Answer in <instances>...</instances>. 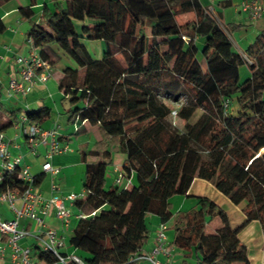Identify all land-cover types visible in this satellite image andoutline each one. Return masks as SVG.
<instances>
[{
    "label": "trees",
    "instance_id": "trees-1",
    "mask_svg": "<svg viewBox=\"0 0 264 264\" xmlns=\"http://www.w3.org/2000/svg\"><path fill=\"white\" fill-rule=\"evenodd\" d=\"M53 1L54 10L41 16L44 26L31 22V46L53 65L45 46L55 43L73 61L58 81L68 121L76 123L74 135L84 121L100 134L80 156L85 195L74 204L83 214L68 239L74 254L83 264H137L148 239L146 216L154 215L162 224L172 221L170 245L192 255L194 264H251L237 234L251 220L264 231V28L240 52L225 31L240 24L224 29L199 0ZM19 11L27 18L33 13L30 5ZM188 12L192 18L178 23ZM82 38L104 42L99 58ZM243 64L249 74L240 79ZM181 95L188 105L181 113L183 134L165 120L168 109L158 98L176 102ZM233 99L234 112L228 111ZM18 112L0 121L1 132L14 125ZM25 116L40 124L50 112L42 107ZM117 152L125 156L122 175L106 185ZM87 155L99 160L89 162ZM195 177L238 206L246 220L233 228L212 199L187 196ZM40 180L34 177V185ZM6 186L25 188L17 170L3 174L0 190ZM176 195L193 202L173 212ZM32 251L44 264L55 259L38 244ZM186 258L178 264H190Z\"/></svg>",
    "mask_w": 264,
    "mask_h": 264
},
{
    "label": "crops",
    "instance_id": "crops-1",
    "mask_svg": "<svg viewBox=\"0 0 264 264\" xmlns=\"http://www.w3.org/2000/svg\"><path fill=\"white\" fill-rule=\"evenodd\" d=\"M207 11H210L213 16H218L219 20L223 24H240L238 29H234L228 32L231 42L236 50L242 52L246 46L253 40L255 35L264 28V15L256 20H250L247 14L241 9V3L243 0H199ZM30 5L33 10L31 17L27 18L21 15L20 8ZM53 0H34V4H30V0H9L0 6L1 21L5 27L3 32H0V121H4L8 118V113L12 110H19L17 118L15 119L14 125L3 130L4 138L8 142V151L10 155L20 156L19 167H27L29 172L34 176H41V180L35 185L37 193L47 197L51 194V186H55V191L60 195L65 196L70 192H82L83 189V177H84V163L81 161L82 152H87L93 148L94 143L100 138V134L97 130L96 125H92L87 121L80 124L82 132L76 136H84L85 134L90 135L85 139L77 137L70 143L71 136L73 135L76 123L68 121V115L66 113L68 109L67 98H63L62 91L59 90L58 81L62 76V70L65 66H74L73 61L64 54V52L58 48L55 43H50L45 46L50 58L53 60V73L55 75V82L57 85L51 84L50 78L44 83H36L24 94L12 93L7 89V81L10 77L15 76L19 79L17 73V64L15 59L18 55L26 56L31 50V43L29 42V30L31 22L44 26L42 19L43 13H51L54 10ZM180 16H191L193 13L188 12ZM178 18V17H177ZM187 19V20H188ZM186 21V20H184ZM180 21L178 23L184 22ZM234 35V37H232ZM88 40L82 38L81 42ZM102 46V45H101ZM37 50V49H36ZM102 54V53H101ZM99 58V57H98ZM246 72V71H245ZM248 73L245 75L247 76ZM53 75V74H52ZM55 89L58 91L55 92ZM45 107L49 109V119L40 123L44 128L58 125V131L60 134L59 144H67L69 152L75 151L76 155L73 160H70L72 169L67 174L59 175L60 162L56 160L58 155L67 154L68 151L53 154L50 158V163L53 167L57 168L56 173L44 172L41 169L42 163L45 161L46 150L42 146H38L35 152L29 151L25 136L21 130L19 123V117L25 115L27 111H37L40 108ZM98 133L96 135L95 133ZM92 133V134H91ZM69 136V139L66 137ZM99 137V138H98ZM72 147V148H70ZM124 154L117 152L113 155V163L107 168L106 185L114 184V177L118 172L122 171V164L124 162ZM86 160L98 161L99 157L87 155ZM0 159V173L2 172ZM66 165V164H65ZM70 168V167H69ZM55 178V179H54ZM187 196H206L216 202L219 206L226 210L229 217L230 224L233 228H236L242 224L246 217L241 212L238 206H235L226 196L219 192L209 182L204 179L195 177L191 182L187 191ZM186 195L173 196L171 200V210L173 201L176 200L175 208L179 210L187 209L193 202L192 197ZM64 205L69 207L71 215L66 224L61 223L55 216L54 211L49 209L45 214L38 213L42 219L40 227L37 223L30 218H20L19 227H24L29 230V234L23 238L20 243L27 245L31 248V255L36 264H44L39 260L34 251L33 247L37 244V231L44 230L48 227L54 228L57 235L62 236L64 244L59 248L60 252L65 254L75 253L68 243V239L72 233L73 227L78 219V211L74 204H71L67 199H64ZM16 206L20 205V200H15ZM229 210V211H228ZM173 211V210H172ZM174 212V211H173ZM229 212L233 214L231 218ZM0 215L3 219H11L14 217L11 210L8 208L5 202L0 203ZM148 219V239L141 249V253L148 252L151 250L154 244V234L158 226L161 224L158 217L154 215H147ZM211 223H217V220ZM210 223V224H211ZM209 224V226H210ZM167 229L166 244L170 250V255L166 257L164 254H159L158 259L165 261L169 259L170 264H178L181 260L186 257L183 255V251L171 246L170 243L174 237V232L171 228L172 221L169 220L164 224ZM238 238L246 245L247 257L251 264H264V231H262L260 224L257 220H251L238 232ZM190 264H194L193 256L186 258ZM0 264H16L10 260L9 247H5V255L3 259H0ZM137 264H149L145 260H140Z\"/></svg>",
    "mask_w": 264,
    "mask_h": 264
},
{
    "label": "built area",
    "instance_id": "built-area-1",
    "mask_svg": "<svg viewBox=\"0 0 264 264\" xmlns=\"http://www.w3.org/2000/svg\"><path fill=\"white\" fill-rule=\"evenodd\" d=\"M241 9L249 19L256 20L264 15V0H243ZM29 42L31 43L30 39ZM243 57L247 59L244 54ZM15 62L19 79L12 76L7 81V89L12 93L24 95L34 84L46 82L53 74V65L43 60L33 47H31L28 55H18ZM224 105H227L226 101ZM19 123L29 151L35 152L38 146H42L46 150L45 161L41 165L42 171L56 173L57 168L53 167L49 161L51 156L69 150L67 144H59L58 125L44 128L39 124L28 122L25 115L19 117ZM8 145L3 132L0 131V159L2 161L0 182L3 174L17 170V174L24 182L25 188L20 190L6 186L0 190V203L5 202L14 215L11 219H3L0 215V259L4 258L5 247L7 246L12 262L16 264H36L31 255V248L20 243L30 232L27 228L19 227V219L30 218L40 227L43 221L38 213L45 214L51 209L54 211L56 218L61 223L66 224L71 215V210L64 205V199H67L71 204H75L77 200L84 197L85 192H70L62 196L55 191V186L52 185L49 196L45 197L37 193L34 176L27 167H19L20 156L10 155ZM121 175L122 172L117 173L113 179L115 183H119ZM16 199L20 200L19 206L15 204ZM82 215L78 212V217ZM165 229L166 226L162 223L158 226L154 234L153 247L150 251L141 253L138 256L139 259L145 260L149 264H170L168 258L165 261L158 259L159 254H164L166 257L170 255V250L166 244ZM36 237L37 244L42 250L54 254L55 259L52 264H69L71 260L83 264L82 260L74 253L65 254L59 251V248L64 244V239L62 236L57 235L54 228L39 229Z\"/></svg>",
    "mask_w": 264,
    "mask_h": 264
},
{
    "label": "rangeland",
    "instance_id": "rangeland-1",
    "mask_svg": "<svg viewBox=\"0 0 264 264\" xmlns=\"http://www.w3.org/2000/svg\"><path fill=\"white\" fill-rule=\"evenodd\" d=\"M210 12V11H208ZM211 13V12H210ZM212 14V13H211ZM189 17L191 16H179L177 18V21L180 22V21H184V20H187ZM217 22L225 29V24H223L220 20H219V17L218 16H215ZM225 31L227 32V30L225 29ZM228 34V32H227ZM232 37H234V35H232ZM83 44L85 46V48L87 49V51L91 54L92 57L94 58H98L101 56V53H102V50H103V47H104V42H101V41H97V40H84L83 41ZM102 45V46H101ZM118 59L121 60V57L120 55H117ZM246 63L249 65L250 64V60L246 59ZM246 71V72H245ZM249 71V67L246 65V64H243L239 67V76H240V79H243L244 77H246L245 75L248 73ZM57 74V72L54 71L53 75L50 77V80H51V84H54L53 87H55L57 85V83L54 81L55 79V75ZM56 88V87H55ZM58 90L55 89V92H57ZM184 96V95H181V97ZM180 97V98H181ZM179 98V99H180ZM67 102H68V99H66ZM233 103L231 104V106L229 107L228 111H235L236 108H237V105H236V101L235 99H233ZM75 129V128H73ZM88 135H84L83 137L82 136H76V135H72L71 136V141L70 143H72L74 140L76 142V140H78L79 137H81L82 139H85L86 137H88L90 134L87 133ZM92 134V133H91ZM96 135H98L97 131L95 133ZM99 136V135H98ZM78 137V138H77ZM99 138V137H98ZM72 148V147H70ZM70 150V149H69ZM76 152L73 151L72 153L68 151L67 154H63V155H58L60 157H56V160H58L60 162V166L62 167L60 169V173L59 175H62V174H67L71 169H72V165H71V162L70 160H73L74 156L76 155L75 154ZM66 164V165H65ZM70 167V168H69ZM55 179V178H54ZM176 203V200L173 201V206H172V210L175 212V211H178L179 209H176L175 208V204ZM224 207V206H223ZM222 207V208H223ZM224 209V208H223ZM225 210V209H224ZM226 211V210H225ZM229 211V210H228ZM231 218L233 217V214L231 212H229ZM146 222H147V225H148V219H146ZM217 225V223H211L210 226H209V230H211L212 228H214L215 226Z\"/></svg>",
    "mask_w": 264,
    "mask_h": 264
},
{
    "label": "clouds",
    "instance_id": "clouds-1",
    "mask_svg": "<svg viewBox=\"0 0 264 264\" xmlns=\"http://www.w3.org/2000/svg\"><path fill=\"white\" fill-rule=\"evenodd\" d=\"M164 106L168 109L165 120L171 126L176 129L178 133L183 134L184 132V117L181 115L185 107H187V99L182 96L179 101H172L171 99L165 98L164 96L158 97Z\"/></svg>",
    "mask_w": 264,
    "mask_h": 264
}]
</instances>
